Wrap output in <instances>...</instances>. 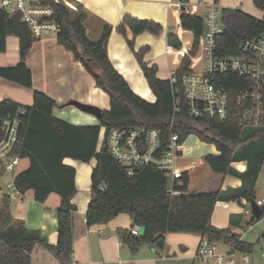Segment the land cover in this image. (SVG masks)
Masks as SVG:
<instances>
[{"label": "trees", "instance_id": "trees-1", "mask_svg": "<svg viewBox=\"0 0 264 264\" xmlns=\"http://www.w3.org/2000/svg\"><path fill=\"white\" fill-rule=\"evenodd\" d=\"M55 10L61 25L57 40L73 53L94 79L98 88L110 99V110L103 111L100 125L75 126L53 115L57 103L43 92L35 91L32 107L12 100L0 102V135L3 123L9 117L19 116L20 125L14 154L29 160L27 169L15 177L18 193L34 192V199L45 204L52 194L60 197L56 217L58 239L49 245L39 235L16 220L11 213V196L0 197V264H32V255L39 247L53 253L57 264H73V229L77 207L72 200L77 194L76 169L64 164L66 158L82 163L96 160L91 175L92 199L86 214L87 226L106 223L119 214H128L134 225L143 233L135 236L131 231L119 230L118 236L133 253L143 245L164 248L168 233L198 234L210 242L234 245L240 251L254 252L255 244L242 241L227 229L214 227L211 218L219 201L245 198L255 201L254 189L264 166V123L242 126L234 118L225 122L210 119H194L185 109L174 116L172 88L169 80L157 77V67L145 62L148 47L135 50V37L143 32L160 35L163 27L154 21L125 16L117 27L118 33L127 40L147 83L156 96L150 103L133 92L125 78L114 68L107 54L111 27L106 26L99 41H91L87 35L83 13L73 14L60 0H46ZM187 3L188 0H182ZM255 7L264 11V0H253ZM224 31L217 38L221 56H239L241 44L264 32V20L257 19L240 9H222ZM204 19L183 12L179 26L191 31L194 45L185 53L178 76L190 71L199 50L204 32ZM129 32L132 38H129ZM19 38L20 63L16 67H0V81L9 80L32 89L33 77L26 63L35 40L20 15L9 16L0 9V52L7 50V39ZM168 44L182 49V43L174 34L168 35ZM225 78H235L225 76ZM229 89L230 88L228 87ZM111 129L140 128L160 131L163 139L172 132L183 143L190 135L213 144L219 156L208 155L204 161L220 175H232L242 180V186L226 191L187 193L190 182L188 172L182 173L174 188L181 194L170 196V179L167 173L154 167H145L128 174V168L115 161L105 147L99 148L100 131ZM245 161V172H238L232 164ZM263 218V216H262ZM261 218V219H262ZM261 219L252 218L254 225Z\"/></svg>", "mask_w": 264, "mask_h": 264}, {"label": "crops", "instance_id": "crops-1", "mask_svg": "<svg viewBox=\"0 0 264 264\" xmlns=\"http://www.w3.org/2000/svg\"><path fill=\"white\" fill-rule=\"evenodd\" d=\"M67 1L65 5L73 14L85 15L84 26L91 41H99L105 27H111L107 43V54L111 63L125 78L133 92L150 103L156 102V96L151 91L126 38L117 31V27L125 16L154 21L163 27L160 35L143 32L134 40L136 51L143 47L149 48L145 55V62L149 66L157 67V77L161 80H169L171 74L180 69L185 53L194 45L193 33L179 26L183 12L205 19L209 5L217 4L221 9H240L260 20H263L261 17L264 16V11L257 9L253 0H188L185 10L180 0ZM169 34L179 38L182 43L181 50L168 44ZM129 38H132L130 32ZM19 63V38L10 36L7 39V50L0 52V67H16ZM26 63L32 73L33 88H25L2 79L0 102L12 100L23 106L32 107L34 93L40 91L56 101L53 115L75 126L98 125L99 119L70 106L71 101L93 105L102 111L110 110L109 96L96 86L94 79L87 73L84 66L75 61L73 53L58 43L57 35L47 34L42 39L36 40L27 56ZM202 67L203 64L201 66L195 56L190 70L200 71ZM192 149L199 153L190 159L189 152ZM208 155L219 156L220 152L215 145L203 142L199 138L194 144L185 141L182 143V152L176 159L175 169L182 173L188 172L190 182L187 193L226 191L242 186V180L239 177L214 173L204 161ZM64 164L76 169L77 194L72 200L77 207L73 229V264H193V255L202 241V237L198 234L168 233L164 248L143 245L137 253H133L118 236L119 230L131 231L134 226L128 214H119L106 223L87 226L86 214L92 199L91 175L96 166V160L82 163L66 158ZM29 165V160H24L20 171L27 169ZM232 166L243 173L248 163L235 162ZM248 203L250 201L245 198L217 202L211 218L212 225L227 229L239 236L242 241L249 243L243 238L247 232L243 233L245 225L250 226L254 217L246 213L249 208ZM59 206L60 197L56 194H52L45 204L34 199L33 191L24 195L16 193L11 196L13 217L23 222L27 228L37 231L49 245L57 243L56 213ZM246 215L251 216L250 221L245 218ZM263 254L260 260L264 259ZM253 255L257 264H264L255 257V251ZM32 264H57V261L52 252L39 247L32 255Z\"/></svg>", "mask_w": 264, "mask_h": 264}, {"label": "built area", "instance_id": "built-area-1", "mask_svg": "<svg viewBox=\"0 0 264 264\" xmlns=\"http://www.w3.org/2000/svg\"><path fill=\"white\" fill-rule=\"evenodd\" d=\"M180 1L185 10L186 3ZM0 3V9L9 16L20 15L35 41L47 34L58 35L61 32L56 12L46 0H0ZM204 21V32L198 50L204 55L202 69L190 70L182 76L173 72L169 79L174 116L185 109L194 119L225 122L234 118L242 126L263 124L264 32L245 40L240 46L239 56H221L217 38L223 33L224 25L219 5H209ZM19 125L18 115L7 118L0 135V176H11V181L7 184L9 196L18 193L14 180L23 162L19 155L14 154ZM102 147L106 148L115 161L129 169V175L145 167H154L167 173L171 184L168 194H181L174 188L176 180L181 185L182 176V172L175 169L176 159L182 152V142L177 133L172 132L167 139H163L156 129H105ZM255 202L263 210L264 216V199ZM248 206L246 213L252 214L251 203ZM141 230L139 225H134L131 233L139 236ZM219 245V242L202 238L193 255V264H256L253 253L240 251L234 245H227L226 251H220Z\"/></svg>", "mask_w": 264, "mask_h": 264}, {"label": "rangeland", "instance_id": "rangeland-1", "mask_svg": "<svg viewBox=\"0 0 264 264\" xmlns=\"http://www.w3.org/2000/svg\"><path fill=\"white\" fill-rule=\"evenodd\" d=\"M60 1L63 4H67L68 3L67 0H60ZM0 5H1V3H0ZM261 19L264 20V16L261 17ZM196 59H197V61L200 62V65L202 66L203 60H204V55L201 54L200 52H198V54L196 55ZM199 69H197V70H199ZM98 125H100V120H99V124ZM104 134H105V128L101 127L99 148L102 147V143H103V140H104ZM196 141H198V137L196 135H190L185 140L186 143H191V144L196 143ZM198 153L199 152L197 150L192 149L191 152H189V156L191 157L190 159H192L194 156H197ZM10 181H11V176L10 175L0 176V197H2L3 195H8L7 184ZM254 194H255V198L256 199L264 198V166H263V169H262V171H261V173L259 175L257 184L255 186ZM245 218L250 221L251 216H247L246 215ZM245 231H247V232L245 233ZM243 233H245V235L243 237L244 240L248 241L251 244H255V248H254L255 257L260 260L262 253H264V216L259 222H257L254 225H250V226L245 225V229H244ZM227 249H228L227 245H225L224 243H220V245H219V250L220 251H226ZM260 261L263 263L264 259L260 260Z\"/></svg>", "mask_w": 264, "mask_h": 264}, {"label": "water", "instance_id": "water-1", "mask_svg": "<svg viewBox=\"0 0 264 264\" xmlns=\"http://www.w3.org/2000/svg\"><path fill=\"white\" fill-rule=\"evenodd\" d=\"M69 105L76 107L77 109H79L80 111H82L84 113L93 115L99 120L103 114V111L100 108L93 106V105L83 104V103H80L77 101H71V102H69ZM250 203H251L252 215L256 219H261L263 216V210L256 204L255 201L251 200Z\"/></svg>", "mask_w": 264, "mask_h": 264}]
</instances>
